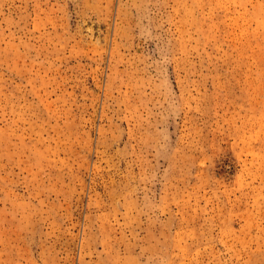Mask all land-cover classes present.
<instances>
[{"label": "rangeland", "instance_id": "374dc122", "mask_svg": "<svg viewBox=\"0 0 264 264\" xmlns=\"http://www.w3.org/2000/svg\"><path fill=\"white\" fill-rule=\"evenodd\" d=\"M0 264H264V0H0Z\"/></svg>", "mask_w": 264, "mask_h": 264}]
</instances>
